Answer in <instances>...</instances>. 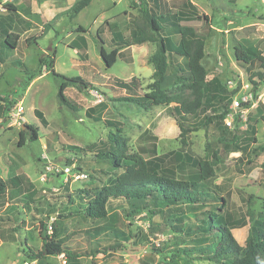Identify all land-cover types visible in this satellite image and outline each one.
I'll return each instance as SVG.
<instances>
[{"label": "rangeland", "instance_id": "rangeland-1", "mask_svg": "<svg viewBox=\"0 0 264 264\" xmlns=\"http://www.w3.org/2000/svg\"><path fill=\"white\" fill-rule=\"evenodd\" d=\"M76 1L0 0V29L6 27L19 35L16 49L0 46V96L5 104L17 100L13 108L23 107L20 117H13V108L0 112V264L37 263L31 258V251L41 249L42 220L48 222L49 234L54 233L52 223L55 224L53 238L62 240L65 246L99 250L95 256H81L74 261L64 253L49 255L44 264H165L162 257L167 253L152 250L151 243L158 248L168 245L174 239L173 234L176 238L187 237L184 233L190 226L201 225L213 207L197 204L186 206L181 212L175 211L171 204L159 203L156 214L141 212L133 218L126 201L114 198L104 218L87 214L89 197L81 196L84 191H94L109 183L123 169L108 158L96 157L94 150L80 153L73 147L92 145L116 132L127 141L130 152L144 146L162 154L179 149L181 138L173 112L175 101L145 109L127 98L151 91L154 67L149 57L156 45L153 42L120 45L106 23L115 22L119 34L132 41V30L144 20L140 8L134 5H139L140 0H92L72 17L71 7ZM186 1L161 0L171 11L188 13L192 10ZM192 1L198 14L210 17L213 28L207 30L203 19L183 21L196 26L206 39L202 63L208 79L216 76L228 89L238 87L232 103L246 102L244 97L252 93L247 102L251 103L249 108L230 114L231 127L225 120L217 119L188 135V146L195 157L211 160L212 149L220 151L219 160L213 164L215 175L208 184L227 200L219 213L224 210L235 220L246 218V225L233 229L236 240L244 245L254 220L264 218V121L260 115L264 112V81L256 86L251 80L261 81L254 73L264 74V67L259 61L251 65L238 61L235 48L240 45L264 56V0ZM149 3L153 5L152 1ZM9 5L15 6V10ZM169 30V37L177 46L180 35ZM98 31L108 52L120 47L112 67L107 66L101 55ZM80 34L86 37V51L71 47ZM4 38L0 37L2 43ZM44 53H56L57 72L67 77L81 75L91 83L88 87L71 83L66 88L77 110L60 103L58 83L51 71L44 68L42 74L29 79L21 70L8 67L11 60L20 58L36 69ZM186 63L183 56L170 55L171 70L187 71ZM167 94L192 96L190 88L180 86H174ZM221 109L210 108L187 123L200 126L205 115L218 114ZM36 110L43 112L46 124ZM248 112L254 118L255 130L240 123ZM25 123L37 129V139H31L29 129L22 127ZM21 131L27 132L23 144H20ZM232 142L240 149L226 155L223 147ZM178 174L187 176L185 171ZM170 219L176 220L175 233L170 230ZM175 261L224 264L192 257H175Z\"/></svg>", "mask_w": 264, "mask_h": 264}, {"label": "trees", "instance_id": "trees-1", "mask_svg": "<svg viewBox=\"0 0 264 264\" xmlns=\"http://www.w3.org/2000/svg\"><path fill=\"white\" fill-rule=\"evenodd\" d=\"M152 1L153 5L149 2ZM92 0H78L71 7L72 17L80 13L86 8ZM187 6L191 8V12L171 11L161 0H140V4L134 3L135 8H140L143 15V23L137 24L132 30V41L123 38L118 32V26L115 22L108 21V25L113 33V37L117 38L121 44L128 46L142 44L144 42H153L156 45L155 51L150 55L149 62L154 67L153 82L149 84L151 91L144 96H129V100L137 105L150 109L151 106L169 104L173 101V112L177 118L180 128L179 149L170 150L168 152L157 154L154 148L141 146L137 151H129L128 143L124 137L116 132H110L107 139H102L97 143L86 147H73L80 153L86 151H95V156L99 158L110 159L113 164L123 170L117 173L109 183L102 185L94 191H84V195L88 196L87 206L85 208L87 214L94 218H104L107 215V207L112 199H124L130 209L129 216L137 217L139 213L146 212L156 214L158 204L173 205L175 211H184L186 206H194L197 204H209L213 207L208 212L207 217L201 225H191L189 230L184 233L187 237L169 240L168 245L163 247H155L151 243V249L159 253H167L163 255L162 260L165 264H178L175 257H192L201 260H210L212 262H223L224 264H264V218L254 220L250 227L244 245L240 244L234 234L233 229L242 227L247 224L246 218L235 220L231 215L222 210L218 212L222 205H227V200L223 195L211 188L208 184L209 180L215 175L213 164L219 160L220 151L212 149L211 160L209 158L195 157L188 146V135L197 130L199 127H207L209 124L224 120L232 111L231 105L233 97L238 91V87L228 89L219 79L214 76L208 79V72L202 61L205 57L206 39L197 27L190 24H184L183 21L193 19H203L207 30L213 31L210 17L207 14H198L197 6L192 0L186 1ZM11 10H15V6L9 5ZM123 13H126L124 11ZM20 14V12H19ZM121 14V13H120ZM115 15L116 16H119ZM11 25V24H10ZM180 35V42L176 46L172 43L167 29ZM172 28V29H171ZM167 32V33H166ZM100 31L97 35L99 36ZM5 36L3 43L0 40V46L16 49L18 47L19 35L10 31L6 27L0 29V37ZM102 45L100 52L108 67H112L120 54V47H114L111 51H107L104 47L105 40L99 36ZM71 47L79 51H86L87 40L84 35H77L72 41ZM236 57L238 61L246 64H253L259 61L264 67V56L260 52H249L242 46H237ZM55 54L44 53L39 58V64L36 69H31L20 58L13 59L9 62V68H17L21 70L25 76L31 79L35 75L42 74L44 68L49 70L55 76L58 83V99L60 103L65 104L72 110H77L76 105L69 99L66 94V88L71 84H82L85 87L91 86L81 75L67 77L55 70ZM177 54L187 59V71L183 69H173L170 67V55ZM188 72V73H186ZM255 77L261 81L251 78L254 85L259 86L264 81V74L255 72ZM174 86L188 87L191 89V98H182L178 96L168 95L167 92ZM0 112L5 113L11 110L17 100H12L5 104L0 96ZM245 108H249L251 103H244ZM222 108L221 112L214 115H205L204 121L200 126H190L188 121L206 112L210 108ZM37 116L46 124L44 114L40 110H36ZM90 114V113H89ZM264 121V112L261 114ZM254 118L248 112L245 121L240 119V123L247 124L248 128L255 130L253 124ZM240 123L237 124L240 126ZM237 126V127H238ZM25 127L31 133V139L38 138L37 129L26 124ZM26 131L20 132V144L26 139ZM240 147L235 142L225 144L223 147L226 155L231 151H238ZM187 172V176H179L178 172ZM69 196V195H68ZM73 200V197H69ZM219 204H221L219 206ZM253 215H249L252 220ZM175 219L168 221L170 230L175 233ZM42 228V246L39 250H32L31 258L36 259V264H44L49 255H60L64 253L69 260H76L81 256H95L99 251L97 248H89L79 250L65 246L62 240L53 238L56 231L55 224L54 233H48V222L41 221ZM112 231L120 235L119 231ZM123 235V234H122ZM191 243V245H185ZM167 259V260H166Z\"/></svg>", "mask_w": 264, "mask_h": 264}, {"label": "built area", "instance_id": "built-area-1", "mask_svg": "<svg viewBox=\"0 0 264 264\" xmlns=\"http://www.w3.org/2000/svg\"><path fill=\"white\" fill-rule=\"evenodd\" d=\"M251 99H252V93H250L249 95H246L244 97L243 100H245L246 102L240 103V102L236 101L235 103H232V105H231L232 111L224 119L225 120V123L229 127H231L233 125L232 119L229 118L230 117V114L233 113V112H235V111H238L239 112V111H243V109H247L243 105H244V103L249 102ZM13 111H15L14 113H12L13 117H20L21 114H22V112H23V107L21 105H17L15 108H13ZM140 222L143 223V219H141Z\"/></svg>", "mask_w": 264, "mask_h": 264}, {"label": "water", "instance_id": "water-1", "mask_svg": "<svg viewBox=\"0 0 264 264\" xmlns=\"http://www.w3.org/2000/svg\"><path fill=\"white\" fill-rule=\"evenodd\" d=\"M22 127H25V124H23Z\"/></svg>", "mask_w": 264, "mask_h": 264}]
</instances>
